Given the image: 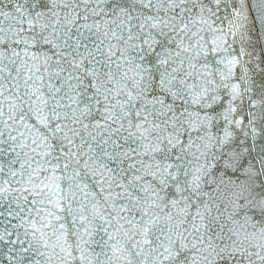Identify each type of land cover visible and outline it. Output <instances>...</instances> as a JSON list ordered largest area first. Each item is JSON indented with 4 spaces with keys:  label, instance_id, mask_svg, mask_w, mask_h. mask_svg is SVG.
Returning a JSON list of instances; mask_svg holds the SVG:
<instances>
[{
    "label": "water",
    "instance_id": "obj_1",
    "mask_svg": "<svg viewBox=\"0 0 264 264\" xmlns=\"http://www.w3.org/2000/svg\"><path fill=\"white\" fill-rule=\"evenodd\" d=\"M0 264H264V0H0Z\"/></svg>",
    "mask_w": 264,
    "mask_h": 264
}]
</instances>
